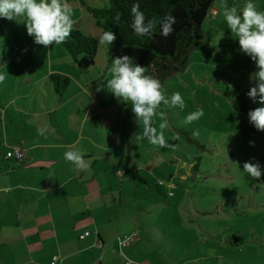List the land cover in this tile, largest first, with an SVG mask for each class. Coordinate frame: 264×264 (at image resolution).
Instances as JSON below:
<instances>
[{
	"label": "rangeland",
	"instance_id": "rangeland-1",
	"mask_svg": "<svg viewBox=\"0 0 264 264\" xmlns=\"http://www.w3.org/2000/svg\"><path fill=\"white\" fill-rule=\"evenodd\" d=\"M245 2L228 0L229 6L238 8ZM253 2L257 10L264 11V0ZM67 3L73 19L80 20V31L94 35V20L84 4L101 8L102 0ZM217 9L219 4L213 2L203 23L204 39L191 52L185 69L162 83L166 96L179 92L185 101L183 110L164 105L157 110L166 113L164 136L173 148L137 140L134 134L142 132V126L135 123L130 105L118 101L110 92L101 98L102 105L95 104L92 109L95 138L116 146L114 164L124 160L123 222L135 225L144 245L142 251L151 264H264V177L256 181L242 172L244 162L250 160L264 167V137L258 136L245 116L234 110L230 94L235 85L246 94L252 86L250 73L256 68L240 52L222 14L217 11L213 15ZM94 36L97 54L86 62L92 79L97 72H103L110 57L107 46L99 43L98 34ZM38 46L28 36L23 22L0 19V73L6 75L0 84L5 93L2 104L12 97L11 93L18 96L25 92L16 79L22 69L30 74L32 66H27V61L32 56L28 54H36ZM57 49L60 54L51 50L52 58L64 64L72 82L61 106L68 123L75 126L80 124L85 105L77 92L80 73L65 50L61 46ZM40 90L46 98L36 92L26 102L29 106L31 101L45 106L47 92L44 87ZM23 101L25 98L19 97L16 102ZM247 101L254 109L261 106L249 98ZM199 108H203L204 115L198 121L182 123ZM26 118L37 122L18 114L17 123L24 124ZM162 122L159 115L153 118L158 132ZM233 240L240 245L231 244Z\"/></svg>",
	"mask_w": 264,
	"mask_h": 264
},
{
	"label": "crops",
	"instance_id": "crops-1",
	"mask_svg": "<svg viewBox=\"0 0 264 264\" xmlns=\"http://www.w3.org/2000/svg\"><path fill=\"white\" fill-rule=\"evenodd\" d=\"M84 5L87 12L88 7L99 8ZM74 20L73 28L81 30L80 20ZM92 24L97 31L94 35L100 37L101 30L95 21ZM60 46H38L36 54H28L32 56L27 61L32 66L30 74L22 69L20 78H15L25 92L11 93L5 105L0 102V264H123L122 255L137 264H151L135 225L123 222L124 160L114 164L116 146L98 141L94 134L92 109L102 105L101 98L109 94L101 85L111 79L114 57L107 47L108 63L92 79L86 66L89 59L81 56L77 65L68 55L78 67L77 92L85 104L80 124L73 126L61 106L68 88L59 97L47 83L50 75L71 77L64 64L52 58L51 50L60 54ZM10 84L15 91V82ZM42 87L47 92L45 106L38 101L29 106L28 99L36 92L42 94ZM4 95L0 89V100ZM19 97L25 101L17 104ZM18 114L37 122L26 118L24 124H18ZM13 148L24 151L23 162L5 158ZM77 149L88 162L87 170L64 158L65 152ZM127 236L131 240L119 247L118 240Z\"/></svg>",
	"mask_w": 264,
	"mask_h": 264
},
{
	"label": "clouds",
	"instance_id": "clouds-1",
	"mask_svg": "<svg viewBox=\"0 0 264 264\" xmlns=\"http://www.w3.org/2000/svg\"><path fill=\"white\" fill-rule=\"evenodd\" d=\"M214 3L219 4V9L214 10L213 15L217 11L222 14L232 38L238 41L240 52L255 64L256 71L249 76L252 86L246 96L261 106L250 110L248 119L258 132H264V11L257 10L253 0H246L240 8L229 6L228 0H214ZM130 15V27L139 38H152L158 27L164 38L175 31L173 25L176 18L170 12L162 18H147L140 9L139 0L133 3ZM0 19L23 22L28 36L33 37L36 45L44 48L67 42L75 24L67 0H0ZM119 19L117 15L115 20L119 22ZM116 39L114 32L103 31L99 43L113 46ZM110 72L111 79L101 85V88L106 87L118 101L130 105L135 123L143 128L142 132L134 134L136 139L147 140L151 145L160 148H173L164 136V130L168 126L166 113L157 110L161 105L183 110L185 101L182 95L174 92L170 97L166 96L160 80L146 75L147 68L136 63L128 55L112 58ZM5 79L6 75L0 73V84L4 83ZM157 115L163 121L159 125V132L153 123V118ZM203 115V108H199L189 113L182 123L192 124ZM251 145L253 142L250 141ZM64 158L80 170H87L89 167L79 149L65 152ZM242 167V172L253 180L260 181L264 177V167L259 162L246 161Z\"/></svg>",
	"mask_w": 264,
	"mask_h": 264
},
{
	"label": "trees",
	"instance_id": "trees-1",
	"mask_svg": "<svg viewBox=\"0 0 264 264\" xmlns=\"http://www.w3.org/2000/svg\"><path fill=\"white\" fill-rule=\"evenodd\" d=\"M101 8L88 7L96 26L103 31H112L117 39L113 46L107 45L113 57L128 55L139 65L146 67V75H151L161 83L170 75L185 69L191 52L204 39L203 23L207 18L214 0H139L140 9L147 18H162L171 13L176 18L175 31L164 38L159 27L152 38L137 37L131 27L130 10L136 0H102ZM119 15V22L115 20ZM67 52L71 61L79 65V57L86 56L92 61L97 54V41L92 36L73 28L67 42L59 44ZM47 83L51 84L56 94L61 97L71 81L64 75H50ZM234 110L241 112L246 120L253 107L248 104V97L233 86ZM264 137V132H258ZM232 244V242H230ZM240 243L234 244L239 246Z\"/></svg>",
	"mask_w": 264,
	"mask_h": 264
},
{
	"label": "built area",
	"instance_id": "built-area-1",
	"mask_svg": "<svg viewBox=\"0 0 264 264\" xmlns=\"http://www.w3.org/2000/svg\"><path fill=\"white\" fill-rule=\"evenodd\" d=\"M5 158L6 159H14L17 162H23L24 158H25V153L23 150L19 149V148H13L10 151H8L5 154ZM89 233H85L84 236H87ZM131 239L128 237H123L121 239L118 240V245L119 247L124 246L128 241H130ZM124 258V262L123 264H137L136 262H133L131 260H128L124 255H122ZM55 260V258L53 259Z\"/></svg>",
	"mask_w": 264,
	"mask_h": 264
},
{
	"label": "water",
	"instance_id": "water-1",
	"mask_svg": "<svg viewBox=\"0 0 264 264\" xmlns=\"http://www.w3.org/2000/svg\"><path fill=\"white\" fill-rule=\"evenodd\" d=\"M236 243H237V240H233V241H232V244H236Z\"/></svg>",
	"mask_w": 264,
	"mask_h": 264
}]
</instances>
